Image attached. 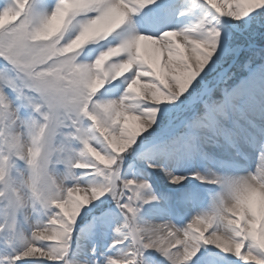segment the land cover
<instances>
[{
  "label": "snow or ice",
  "instance_id": "1",
  "mask_svg": "<svg viewBox=\"0 0 264 264\" xmlns=\"http://www.w3.org/2000/svg\"><path fill=\"white\" fill-rule=\"evenodd\" d=\"M0 264H264V0H0Z\"/></svg>",
  "mask_w": 264,
  "mask_h": 264
}]
</instances>
